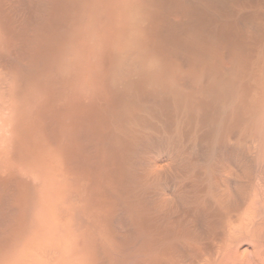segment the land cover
<instances>
[{"label":"bare ground","instance_id":"6f19581e","mask_svg":"<svg viewBox=\"0 0 264 264\" xmlns=\"http://www.w3.org/2000/svg\"><path fill=\"white\" fill-rule=\"evenodd\" d=\"M0 264H264V0H0Z\"/></svg>","mask_w":264,"mask_h":264}]
</instances>
